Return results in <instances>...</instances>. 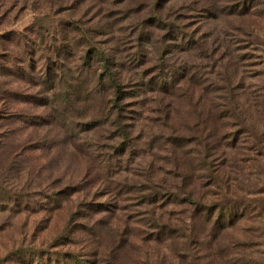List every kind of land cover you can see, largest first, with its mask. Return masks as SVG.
<instances>
[{"label":"rangeland","instance_id":"374dc122","mask_svg":"<svg viewBox=\"0 0 264 264\" xmlns=\"http://www.w3.org/2000/svg\"><path fill=\"white\" fill-rule=\"evenodd\" d=\"M0 264H264V0H0Z\"/></svg>","mask_w":264,"mask_h":264},{"label":"trees","instance_id":"16d2710c","mask_svg":"<svg viewBox=\"0 0 264 264\" xmlns=\"http://www.w3.org/2000/svg\"><path fill=\"white\" fill-rule=\"evenodd\" d=\"M228 213H229L228 216L231 217L232 216V212L231 211H228ZM223 218H226V217H223Z\"/></svg>","mask_w":264,"mask_h":264}]
</instances>
